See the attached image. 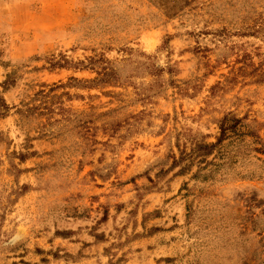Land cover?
I'll list each match as a JSON object with an SVG mask.
<instances>
[{
	"label": "rangeland",
	"instance_id": "rangeland-1",
	"mask_svg": "<svg viewBox=\"0 0 264 264\" xmlns=\"http://www.w3.org/2000/svg\"><path fill=\"white\" fill-rule=\"evenodd\" d=\"M0 98V264H264V0H0Z\"/></svg>",
	"mask_w": 264,
	"mask_h": 264
},
{
	"label": "trees",
	"instance_id": "trees-1",
	"mask_svg": "<svg viewBox=\"0 0 264 264\" xmlns=\"http://www.w3.org/2000/svg\"><path fill=\"white\" fill-rule=\"evenodd\" d=\"M6 109H7V106L4 100L0 98V117L5 116ZM239 122H240L239 119L236 120L233 117H227V115L223 117V119L219 121L220 135L217 138L216 143L215 144H206V143L197 144L195 148L192 150V152H190L191 154H189V158L191 156L201 157V156H206V155L211 154V150L216 145L221 144L225 140L228 131L234 130L238 126ZM248 135L252 136L251 132H249ZM21 159H23V157Z\"/></svg>",
	"mask_w": 264,
	"mask_h": 264
}]
</instances>
